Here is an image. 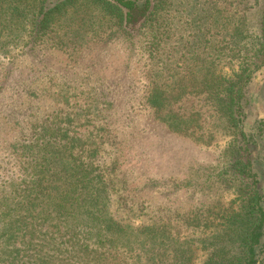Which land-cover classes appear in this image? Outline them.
I'll return each instance as SVG.
<instances>
[{"label": "rangeland", "instance_id": "obj_1", "mask_svg": "<svg viewBox=\"0 0 264 264\" xmlns=\"http://www.w3.org/2000/svg\"><path fill=\"white\" fill-rule=\"evenodd\" d=\"M197 1L176 0L173 13L164 19L168 24L159 22L165 13L160 11L142 33H124L116 26L113 29L108 19L99 17L97 27L100 32L108 30L106 39L77 55L69 48L59 50L48 38L35 49L25 41L28 31L17 27L20 33L15 34L22 35L23 42L17 40L0 50V185L20 176L13 156L2 148L6 143L4 128L9 124L5 116L12 114L13 97L18 103L12 106L20 112L32 104L39 107L37 102L42 98L45 100L40 106L44 110H64L70 116L66 123L80 126L86 123L85 111L94 108L98 115L107 113L113 136L96 162L112 171L121 157L126 162L128 183L143 189L142 204L138 205L122 207L114 195L113 214L134 226L150 224L156 217L166 221L164 212L154 211L156 205L165 210L176 206L185 219L198 216V220L208 223L207 227L187 228L176 218L172 220L175 225L182 223L177 227L183 235L171 229V236L194 239L193 264H213L211 240L218 233L212 232L223 224L228 213L238 209L239 203L238 185L229 174L227 153L235 144L233 130L215 114L208 97L214 79L231 77L229 64L242 60H232L226 48L235 47V43H256L261 35L264 0H214L218 3L214 9H210L211 2L204 4L206 0H201L198 9L203 18L226 20L237 15L243 20L242 25H219L211 30V37L204 38L198 33H207L210 26L201 23ZM155 29L161 31L159 39L151 36ZM58 32L61 29L56 28L54 34ZM213 46L221 53L214 60L210 57ZM155 93L163 99L157 104L152 102ZM29 94L36 95V99L30 101ZM247 99L243 127L248 136H253L248 155L252 174L264 195V67L253 76ZM76 112L81 114L75 118L72 113ZM169 112L179 113L188 122L186 132L176 133L166 126L162 120L169 117ZM38 113L41 115L34 120L41 123L46 116L43 111ZM24 118L25 114L16 117L18 122ZM123 184L117 185L118 194ZM201 239L208 245L199 243ZM255 250L257 264H264V236Z\"/></svg>", "mask_w": 264, "mask_h": 264}, {"label": "trees", "instance_id": "obj_2", "mask_svg": "<svg viewBox=\"0 0 264 264\" xmlns=\"http://www.w3.org/2000/svg\"><path fill=\"white\" fill-rule=\"evenodd\" d=\"M175 1L0 0V50L17 40L23 42L22 35L15 34L20 33L17 27L21 26L28 31L25 41L31 47L36 49L48 38L59 50L69 48L77 55L86 47L92 48L96 41L106 39L108 30L100 32L97 18L108 19L113 29L116 26L124 33H142L160 11L165 13L160 15L159 22L168 24L164 19L173 13ZM209 2L210 9L218 5L214 0H206L204 4ZM200 3L198 0L195 6L201 23L210 26L207 33L199 31L200 38L211 37V30L219 25L222 28L227 24L242 25L243 20L237 15L226 20L203 18L198 9ZM56 28L61 32L54 34ZM262 28L256 43H235V47L226 48V53H232V60H242L229 64L233 69L231 77L221 73L215 76L208 97L215 114L233 130L235 144L229 146L227 153L229 174L238 185L239 203L238 209L228 213L223 224L212 232L218 233L211 240L213 264H257L255 249L264 236V195L259 180L252 174L248 155L253 136H248L243 127L249 103L248 86L264 67V20ZM153 35L159 39L162 34L155 29ZM210 53L212 60L221 55L215 46ZM152 97L154 104L163 100L158 93ZM29 98L32 101L36 95L29 94ZM44 100L38 99L39 107L32 104L20 112L12 106L18 103L13 97L12 114L5 116L9 124L4 128L6 143L2 148L13 156L20 176L0 185V264H193L194 239L181 236L177 225L183 223L184 227L198 230L208 223L198 220V216L185 219L176 206L165 210L156 205L154 211L164 212L168 220L156 217V221L140 226L115 216L111 210L114 195L122 207L138 205L142 204L143 189L128 183L126 162L121 157L112 171L102 169L96 162L113 137L107 113L98 115L94 108L85 111L86 123L80 126L71 121L66 123L70 116L64 110L51 113L44 110L40 106ZM42 111L46 117L38 123L34 118ZM21 114L27 118L18 122L16 117ZM72 114L76 118L81 112ZM166 114L169 117H163L162 121L171 131L188 130V122L179 113ZM122 183L118 194L116 187ZM176 218L182 223L175 225L172 219ZM171 229L181 233L177 235L179 238H172ZM199 243L208 245L203 239Z\"/></svg>", "mask_w": 264, "mask_h": 264}]
</instances>
